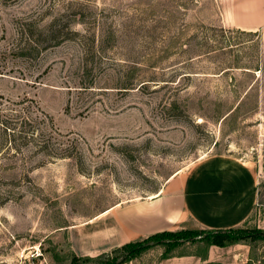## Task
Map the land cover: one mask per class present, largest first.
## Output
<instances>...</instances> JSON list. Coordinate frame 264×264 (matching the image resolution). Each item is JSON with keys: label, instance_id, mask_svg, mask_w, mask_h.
<instances>
[{"label": "rangeland", "instance_id": "374dc122", "mask_svg": "<svg viewBox=\"0 0 264 264\" xmlns=\"http://www.w3.org/2000/svg\"><path fill=\"white\" fill-rule=\"evenodd\" d=\"M254 11L264 0H0V126L29 116L37 136L0 149V264H70L73 226L216 153L262 166L263 229L264 23H239ZM201 264H264V240Z\"/></svg>", "mask_w": 264, "mask_h": 264}, {"label": "crops", "instance_id": "0c3cea01", "mask_svg": "<svg viewBox=\"0 0 264 264\" xmlns=\"http://www.w3.org/2000/svg\"><path fill=\"white\" fill-rule=\"evenodd\" d=\"M239 23L260 25L264 16L254 11ZM258 166L262 167L254 160L225 153L199 158L183 176H170L173 182L159 191L110 206L91 217L86 235L73 226L72 251L93 257L162 231L254 228L250 225L258 216ZM222 248L210 245L202 256H181L188 259L185 264L207 263L215 249Z\"/></svg>", "mask_w": 264, "mask_h": 264}, {"label": "trees", "instance_id": "16d2710c", "mask_svg": "<svg viewBox=\"0 0 264 264\" xmlns=\"http://www.w3.org/2000/svg\"><path fill=\"white\" fill-rule=\"evenodd\" d=\"M16 120L13 123H2L0 126L1 140L0 149L7 143L11 142L16 146L19 142V149L21 143L27 145L35 140V126L33 118L29 116L16 115ZM68 153L60 154L61 157L68 156ZM163 237V238H161ZM264 240V229L261 228H247L235 227L227 229H180L176 231H162L152 234L142 240L128 242L107 253H102L97 256H77L72 254L70 257V264H123L131 261L139 256L143 251L155 245H164L165 250L163 257L171 249L182 245L185 242H203L208 246L215 245L218 247H226L235 243L243 242L251 244L256 240ZM110 254H113L110 256Z\"/></svg>", "mask_w": 264, "mask_h": 264}]
</instances>
